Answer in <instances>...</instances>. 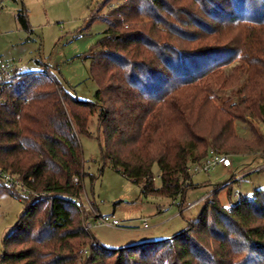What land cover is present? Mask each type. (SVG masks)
Wrapping results in <instances>:
<instances>
[{
  "label": "trees",
  "instance_id": "16d2710c",
  "mask_svg": "<svg viewBox=\"0 0 264 264\" xmlns=\"http://www.w3.org/2000/svg\"><path fill=\"white\" fill-rule=\"evenodd\" d=\"M17 18L30 29L24 5ZM104 20L89 55L94 102L49 71L18 74L1 90L0 167L47 196L20 199L0 185L25 204L0 264H264V187L230 207L218 199L230 184L219 188L172 238L102 245L84 227L91 214L79 140L93 137L97 115L104 161L144 197L173 202L211 150L264 154V0H117Z\"/></svg>",
  "mask_w": 264,
  "mask_h": 264
},
{
  "label": "rangeland",
  "instance_id": "374dc122",
  "mask_svg": "<svg viewBox=\"0 0 264 264\" xmlns=\"http://www.w3.org/2000/svg\"><path fill=\"white\" fill-rule=\"evenodd\" d=\"M22 5L28 11V30L17 18ZM116 6L117 0H0V61L13 65L18 74L49 71L72 95L94 102L99 86L91 74L89 55L98 49L108 28L105 15ZM95 16L99 17L92 20ZM218 92L225 94L221 87ZM262 128L264 131V125ZM237 131L240 135L248 133L242 124H237ZM90 132L93 137H79L87 174L82 202H91L100 215L115 214L130 227L97 225L90 229V234L110 249L172 238L199 217L206 206L207 200L202 198L207 193L227 184L230 185L218 192L225 207L237 203L241 197H251L255 190L264 187V170H258L264 164V154H237L230 156L231 169L218 166L210 173L191 169L194 186L174 202L146 198L137 184L104 161L97 115L90 120ZM153 172L155 185L160 187L158 164ZM192 204L195 205L188 209ZM24 209L25 204L19 198L10 193L0 194V255L3 240L16 229ZM182 209L185 210L180 214ZM143 218L148 219L149 228H143ZM162 220L164 223L156 226Z\"/></svg>",
  "mask_w": 264,
  "mask_h": 264
},
{
  "label": "built area",
  "instance_id": "2783aa9c",
  "mask_svg": "<svg viewBox=\"0 0 264 264\" xmlns=\"http://www.w3.org/2000/svg\"><path fill=\"white\" fill-rule=\"evenodd\" d=\"M17 77L18 72L13 65L0 61V93L5 86L15 81ZM218 166H222L224 168H232L233 164L229 156L211 150L206 159H204L201 163L192 164L191 169L197 172L210 173ZM258 170H264V164ZM1 184L13 190L16 196L20 199H31L32 201H39L47 196L44 192L35 191L31 187H29L23 179L11 174L10 172L5 171L2 167H0V185ZM210 195L211 194L207 195L206 198H208ZM84 203L87 212L91 214V218L84 222L85 229L90 230L97 225L123 229L130 228L125 226L124 223L115 216V214L100 215L91 202L86 203L85 201ZM194 205L195 204L188 206V209L192 208ZM92 220H94V222ZM141 222L143 228L146 229L150 227L147 218H143Z\"/></svg>",
  "mask_w": 264,
  "mask_h": 264
},
{
  "label": "crops",
  "instance_id": "0c3cea01",
  "mask_svg": "<svg viewBox=\"0 0 264 264\" xmlns=\"http://www.w3.org/2000/svg\"><path fill=\"white\" fill-rule=\"evenodd\" d=\"M263 160H264V158H263ZM226 169H231V168H226ZM209 193H207L203 198H202V200L204 199V198H206V196L208 195ZM96 210H98L97 208H95ZM185 209H182L181 210V212H180V214H182V212L184 211ZM161 211V210H160ZM163 212V211H162ZM164 223V220H162V221H160V222H157V224H156V226H159L160 227V225H162Z\"/></svg>",
  "mask_w": 264,
  "mask_h": 264
}]
</instances>
